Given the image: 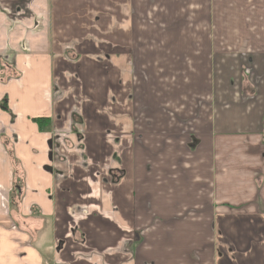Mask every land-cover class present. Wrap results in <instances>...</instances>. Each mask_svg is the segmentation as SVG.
Masks as SVG:
<instances>
[{"label":"crops","instance_id":"crops-1","mask_svg":"<svg viewBox=\"0 0 264 264\" xmlns=\"http://www.w3.org/2000/svg\"><path fill=\"white\" fill-rule=\"evenodd\" d=\"M0 264H264V0H0Z\"/></svg>","mask_w":264,"mask_h":264},{"label":"rangeland","instance_id":"rangeland-1","mask_svg":"<svg viewBox=\"0 0 264 264\" xmlns=\"http://www.w3.org/2000/svg\"><path fill=\"white\" fill-rule=\"evenodd\" d=\"M142 45L143 43L140 42ZM169 57L170 55L167 54ZM167 56V57H168ZM174 56V54H172ZM136 57L137 61H142L143 54L140 53ZM171 58V57H170ZM169 61V59H167ZM186 71L166 69V70H139L133 71L134 77V104H135V118L134 123L138 125L139 130L142 131L145 123H150L151 126L159 127L160 122L166 121L167 124H161L167 127V131L176 133V137H180L182 130H186V115H190V108L203 109L204 102L199 101L198 105L194 103L199 100L201 93L190 94V91L185 87L184 79ZM181 81L184 85L181 84ZM131 93V92H130ZM132 94V93H131ZM192 99L193 101L188 100ZM150 99V100H149ZM194 105V106H193ZM161 109V116L159 113H151L153 116L148 117L150 109ZM153 111V110H151ZM188 120V118H187ZM189 118V122H190ZM159 129V128H158ZM177 129V130H176ZM179 133V134H178ZM142 134L137 136V140L141 141ZM106 164H103V179L104 181H111L106 177L107 171L110 172ZM99 174V173H98ZM120 176V172L118 173ZM100 175V174H99ZM118 176V177H119ZM121 177V176H120ZM115 176L113 181L117 180Z\"/></svg>","mask_w":264,"mask_h":264},{"label":"trees","instance_id":"trees-1","mask_svg":"<svg viewBox=\"0 0 264 264\" xmlns=\"http://www.w3.org/2000/svg\"><path fill=\"white\" fill-rule=\"evenodd\" d=\"M1 106H3V104H1ZM41 120L39 119V120H37V119H34L33 120V122H35V123H39Z\"/></svg>","mask_w":264,"mask_h":264}]
</instances>
